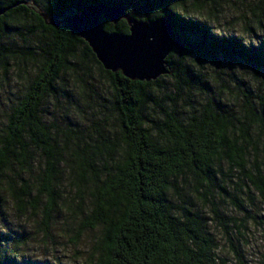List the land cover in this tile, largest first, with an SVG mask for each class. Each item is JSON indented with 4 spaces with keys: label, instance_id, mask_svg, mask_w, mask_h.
Returning a JSON list of instances; mask_svg holds the SVG:
<instances>
[{
    "label": "trees",
    "instance_id": "1",
    "mask_svg": "<svg viewBox=\"0 0 264 264\" xmlns=\"http://www.w3.org/2000/svg\"><path fill=\"white\" fill-rule=\"evenodd\" d=\"M93 2H0V6L9 7L0 16V79L15 68L24 75L22 92L0 129V214L4 194L22 213L27 206L37 211L44 198L43 218L50 224L62 197L60 184L66 172L77 201L75 207L81 209L89 200L79 233L102 227L98 264H218L212 222L221 227L239 256L233 233L240 234L250 217L239 194L249 197L253 190L264 198V153L260 155V142L255 139L256 128L264 133V97H259L261 113L244 94L243 114L218 110L207 103L199 112L193 110L186 116L164 109V117L148 126L144 108L149 101L156 102L149 91L160 79L130 80L121 72L105 70L87 43L62 23ZM203 2L206 0H100L124 4L135 18L165 17L173 23L186 42L183 52L172 51L167 58L170 73L165 76L173 79L177 88L191 84L190 80L185 82L192 75L184 63L188 59L202 64L206 60L218 62L219 56L237 57L264 71V39L254 46L238 37L216 36L206 22L191 16L189 7ZM254 7L264 13V0H258ZM104 28L129 33L125 20L117 25L104 22ZM14 33L24 43L20 48L14 47L15 39L4 42ZM79 49L108 79L114 92L116 128L77 141L70 140L75 130L68 128L63 147L43 121L41 106L45 97L54 93L69 64L79 59ZM36 152L44 167L31 182L20 173L34 171ZM228 181L233 192L228 190ZM183 184L190 185L196 198L210 208L211 217L194 206ZM216 197L227 199L244 216H226Z\"/></svg>",
    "mask_w": 264,
    "mask_h": 264
},
{
    "label": "rangeland",
    "instance_id": "2",
    "mask_svg": "<svg viewBox=\"0 0 264 264\" xmlns=\"http://www.w3.org/2000/svg\"><path fill=\"white\" fill-rule=\"evenodd\" d=\"M5 1L7 0H0ZM113 1L119 3L121 0ZM257 2L258 0H206L196 8H189L191 16L206 22L216 36H234L241 38L245 44L257 46L264 39V13L254 9ZM187 35L195 38L189 32ZM14 39V47L20 48L24 44L17 33L4 42L8 44ZM78 55L79 59L69 64L57 82L54 93L48 94L41 106L43 121L63 147L67 142L65 131L68 128L75 130L70 135L71 141L87 140L89 136H96L98 133L108 134L116 128L114 92L107 77L90 57L82 56L81 49ZM184 63H187V69L192 74L185 80H190V85L182 84L177 88L173 79L161 76L160 82L149 91L156 102L149 101L144 108L148 126L164 117V109L186 116L193 110L199 112L207 103L218 110L243 114L244 94L249 96L255 109L261 113L259 97H264V71L237 57L219 56L218 62L206 60L202 64L188 59ZM23 77L15 68L8 77L0 79V129L22 92ZM255 131V139L260 142L259 153L263 155L264 133L261 135L258 128ZM260 135L258 139L257 136ZM251 157L253 158V153ZM35 159L32 173H20L31 182L38 179V173L44 167V160L39 152L35 153ZM17 174L18 172H13V175ZM183 189L193 199L196 208L201 209L205 215L212 216L210 208L196 198L190 185L183 184ZM228 190L233 192L230 181ZM60 191L62 197L50 224L43 218L44 198L40 199L41 207L37 211L27 206L22 213L10 196L3 195L0 264H98L97 246L102 237V227L79 233V224L88 211L89 200H86L81 209L75 207L77 201L68 184L66 172L62 174ZM251 191L253 194H249V197L245 193L239 194L250 214L240 234L233 233L234 245L240 250L239 256L233 252L221 227L212 222L210 229L218 241V264L222 261L226 264H264V198ZM216 199L226 216H244L227 199Z\"/></svg>",
    "mask_w": 264,
    "mask_h": 264
},
{
    "label": "water",
    "instance_id": "3",
    "mask_svg": "<svg viewBox=\"0 0 264 264\" xmlns=\"http://www.w3.org/2000/svg\"><path fill=\"white\" fill-rule=\"evenodd\" d=\"M92 4L88 3L63 19L62 23H66L71 31L87 43L105 70L121 72L130 80L145 82L156 81L170 73L168 56L172 51L181 53L186 48L185 40L171 21L165 17L152 20L135 18L124 4L102 3L103 7L97 13ZM7 10L9 7L0 6V16ZM41 15L48 20L47 15ZM122 20L128 24L127 34L109 32L104 28V22L117 25Z\"/></svg>",
    "mask_w": 264,
    "mask_h": 264
},
{
    "label": "snow or ice",
    "instance_id": "4",
    "mask_svg": "<svg viewBox=\"0 0 264 264\" xmlns=\"http://www.w3.org/2000/svg\"><path fill=\"white\" fill-rule=\"evenodd\" d=\"M92 7L94 8V10L99 13L100 9L103 7V4L100 3V0H94Z\"/></svg>",
    "mask_w": 264,
    "mask_h": 264
}]
</instances>
